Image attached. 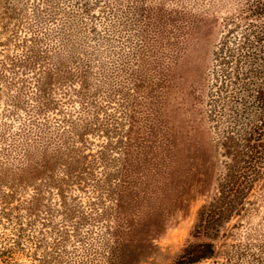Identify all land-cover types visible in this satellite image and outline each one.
<instances>
[{
	"label": "rangeland",
	"instance_id": "374dc122",
	"mask_svg": "<svg viewBox=\"0 0 264 264\" xmlns=\"http://www.w3.org/2000/svg\"><path fill=\"white\" fill-rule=\"evenodd\" d=\"M240 1L0 0V264H174L224 170L206 75ZM65 55L73 77L42 93ZM63 140L82 177L13 181ZM249 202L198 264H264V182Z\"/></svg>",
	"mask_w": 264,
	"mask_h": 264
},
{
	"label": "trees",
	"instance_id": "16d2710c",
	"mask_svg": "<svg viewBox=\"0 0 264 264\" xmlns=\"http://www.w3.org/2000/svg\"><path fill=\"white\" fill-rule=\"evenodd\" d=\"M220 27L221 36L211 51L206 75L205 119L211 145L224 170L217 178L215 196L198 210L174 264L214 259L225 226L245 214L250 195L264 182V0H241L233 11L223 14ZM31 55L44 58L40 51ZM54 63L56 68L44 72L38 81L42 93L73 77L68 56L57 57ZM81 85L90 87L88 72L82 75ZM60 145L28 154L25 169L13 172V181L29 185L43 180L60 187L65 177H82V154L73 150L68 140ZM62 169L67 172L58 182L56 176ZM5 255L0 251V261Z\"/></svg>",
	"mask_w": 264,
	"mask_h": 264
}]
</instances>
